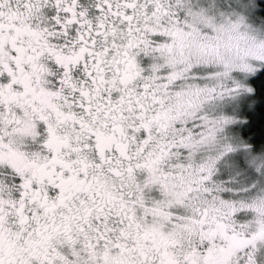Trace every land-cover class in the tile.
Returning <instances> with one entry per match:
<instances>
[{"label":"snow or ice","instance_id":"1","mask_svg":"<svg viewBox=\"0 0 264 264\" xmlns=\"http://www.w3.org/2000/svg\"><path fill=\"white\" fill-rule=\"evenodd\" d=\"M0 264H264V0H0Z\"/></svg>","mask_w":264,"mask_h":264}]
</instances>
